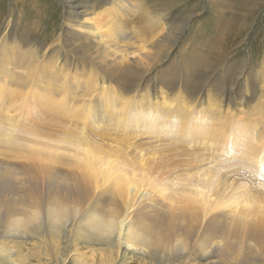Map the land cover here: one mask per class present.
Listing matches in <instances>:
<instances>
[{"label": "rangeland", "instance_id": "1", "mask_svg": "<svg viewBox=\"0 0 264 264\" xmlns=\"http://www.w3.org/2000/svg\"><path fill=\"white\" fill-rule=\"evenodd\" d=\"M163 1L165 0H159V3ZM182 1L181 4L163 11V17L155 19L158 26L154 29L156 34L147 35L148 39H154L146 44L144 48L146 50L136 48L122 59L119 52L112 55L102 49L92 51L91 57L89 54L75 57L70 50L68 51L65 44L70 40L72 42L75 35L67 33L70 26L65 21L67 15L65 0L47 2L28 0L27 3L26 0H0V85H2L0 87V161L4 163L24 162L30 159L84 161L88 159L87 152L90 149L94 150L91 159L107 157L114 162L127 159L132 165L133 162L144 159L154 172L145 171L148 183L144 182L143 189H147L151 192V196L160 200L166 195L176 201L177 197L187 199L188 195H185L187 189L194 191V186L190 188L186 183V177L197 171L208 173L207 170L213 169V173H217V176L214 178L211 190H207V193H210L207 198L212 203L203 205L201 202L203 195L195 197L193 194L191 197L197 200L189 204L190 208H187L189 213L185 211L187 214L193 211L199 214L202 225L209 218L210 214L206 215V212L211 206V210L215 211L211 212L213 214L241 215L251 212L255 215L257 211V216L264 217V121H262L264 120V0H249L248 5L243 8L238 4L240 0H224L223 5L226 6H222L221 12L217 10L219 8L216 4L217 0ZM43 2L51 3V8L49 9ZM144 5L148 6L147 9L150 8L148 3ZM220 19L227 20L225 23L231 26L226 38L225 35L219 36L224 29L222 24H220L222 26L218 24ZM148 22L152 21L148 20ZM166 22L174 25L179 31L178 39L170 51L166 46L161 49L153 46L156 37L163 34L162 27ZM222 39H225V45H228L229 41L230 46L222 53L223 63H219L216 61L219 56L216 59L213 56L222 49ZM163 48L165 50H162ZM199 53L207 62L210 61L209 65L214 67L210 71V84L207 85V89L199 93L200 96L198 95L201 97L199 100L202 99L201 105H207L209 97L219 101L221 92L213 90L214 84H211L218 82V77H221L229 87L231 83L236 86L235 81L239 82V94L242 93L250 100L247 104L239 105L237 115L233 116L244 120L245 125L246 122L249 123L247 119L256 120L253 125L252 122L248 124L250 130L241 129L242 133L246 130L244 135L249 133L251 136L256 135V141L254 140L252 145L246 144L245 141L239 143L240 146L232 143V148H229L231 152L228 153L221 148V144H218H223V141L217 136L215 138L217 137L218 142L214 140L215 138L207 141L202 137L204 134L199 135V138L196 134H191V139H186L184 135L187 133L182 127H173L169 122H165L162 126L149 125L144 121L142 105H145L146 92L153 97L152 102L148 99L152 103L150 105L160 108H165V105L174 107L178 103V96L185 91L181 84L173 88L165 83L170 78L175 79L172 77V72H177L178 69L181 73L185 70V62H183L186 58L185 54L199 55ZM160 54L165 56L160 58ZM125 70H133L135 74H119ZM146 72L149 76L140 82L141 76L144 77ZM134 75L135 82L132 81ZM49 86L56 91H48L46 87ZM130 87L135 90H125ZM153 87L156 88L155 93ZM118 90L124 92L123 96L109 100L108 96L111 94L113 96ZM188 101L192 100L188 98ZM228 101L224 100L222 104L231 110L233 107ZM194 102L192 101L193 104ZM129 107L133 108L132 111ZM248 108L249 110L252 108V111H249L251 114L246 113ZM152 120L158 121L153 116L150 121ZM259 121L262 122L258 124ZM1 126L14 127V130L2 129ZM78 134H84L88 140L85 139L80 144ZM66 140L76 141L81 147L68 144ZM252 148L254 151L251 150ZM170 169L171 171H168ZM161 172L166 173L161 175ZM137 173L139 174L138 171ZM156 182L158 188L153 187ZM249 196L255 201L248 203ZM236 197H240L239 200ZM199 204L203 205L202 208ZM254 207L256 209L253 212ZM252 217L248 216L250 219L255 216ZM70 229H72L71 223L67 228H62L60 233L49 231L54 235L46 239L50 243L49 251L54 255L59 251L62 258H58L57 261H43L41 264H75L73 258L78 255L81 261H88L90 264H98L101 258L105 262L109 259V264H122L125 258L123 264H129L128 262L130 264L226 263L220 256L206 257L197 250L191 255L177 248H173L170 252L159 253L157 258L155 256L152 259L145 255L141 256L142 259H139L140 257L136 259L132 251H126L125 248L116 245L108 246L101 242L73 243L74 237H70L67 233ZM43 232L49 233L45 229ZM1 235L6 237L0 232L2 238ZM3 239L4 237L1 242L7 244H14V240L24 253L44 249L43 244L39 246V242L44 239H35L31 233L26 237ZM53 239L56 241L53 242ZM242 248L241 254L245 251L244 247ZM2 256L5 254L0 252V264H6L2 262ZM258 258L262 259V257ZM30 262L36 263V257H31ZM253 263L263 264L264 261L256 260ZM229 264L234 263L231 261Z\"/></svg>", "mask_w": 264, "mask_h": 264}, {"label": "bare ground", "instance_id": "2", "mask_svg": "<svg viewBox=\"0 0 264 264\" xmlns=\"http://www.w3.org/2000/svg\"><path fill=\"white\" fill-rule=\"evenodd\" d=\"M181 1L165 0L160 4L159 0H65L67 11L65 21L70 26L67 33L75 35L73 36L72 42L70 40L69 43H66V38L65 46L75 57L85 54H89L91 57L92 51L102 49L105 52L112 53V55L119 52L120 57L123 59L128 52L132 53L136 48L146 50L144 49L146 44H149V40L154 39H148L147 35L153 36L156 34L154 33V29L158 26L155 23V19L157 17L158 19L163 17V11L177 4H181ZM27 2L28 0H26ZM46 2L43 3L50 9L51 3L47 4ZM216 2L219 7L217 10L221 12L222 6H226L223 5L224 0L223 3L222 0H217ZM146 3L149 4L151 9H147L148 6L144 5ZM248 3L249 0H240L238 4L242 5L241 8H243ZM148 20L152 22L149 23ZM225 22L227 20L220 19L218 24L224 26L221 32L222 34L219 36L225 35L226 38L229 34L227 31L231 26H227ZM229 22L228 24H230ZM162 30H164V32L162 31L163 34L160 37H156L153 46L158 49L166 46L167 50L170 51L178 39L179 31L175 29L174 25L168 22L165 23ZM222 40V49L219 50L216 56H213L215 59L219 56L216 60L219 63H223L222 53L230 46L229 41L228 45H225V39ZM130 49L131 51H128ZM162 50L165 49L163 48ZM200 53L199 55L185 54L186 58L183 60L185 62V64L183 63L185 70L181 73L178 69L177 72H172V77L175 79L170 78L165 83L173 88L181 84L183 91H185L184 94L178 96V103L174 107L165 105V108H160L159 106L150 105L152 104L153 97L150 93L146 92L144 96L146 98L145 105H142L143 107L141 106L144 111V121L149 125L158 124V126H162L165 122H169L173 127H182L187 135L181 134V136L184 135L186 139H189L191 134H196L198 138L200 137L199 135L204 134L202 137L206 140L213 139L217 136L223 141V144H218H221V148L228 153L231 152L229 148H232V143L239 145V143L245 141L246 144L252 145L256 139V135L251 136L249 135L250 133L248 134L249 136L244 135L243 133L246 130L242 133L241 129H247L248 124L252 122L251 125H253L256 123V120L247 119L246 121L249 120V123L246 122L245 125L243 123L244 120L237 119L233 116L237 115L239 105L241 106L243 103L247 104L250 100L242 93L239 94V82L235 81L236 86H233L231 83L229 87L225 84L224 80H221V77H218V82H212L211 84H214L213 90L221 92V99L220 96H217L219 101L209 97L207 98V105H201L202 99L199 100L201 97H198V95L204 89H207V85L210 84V71L214 67L211 64L209 65L210 61L208 60L207 62L200 56ZM165 55L167 56L168 54L165 52ZM163 56L160 54V58ZM124 73L135 74L133 70L119 72L120 75ZM147 76H149L148 72L144 74V77L143 75L141 76L140 82ZM52 78L54 79V77ZM132 78V81L135 82V75ZM94 87L92 86V88ZM60 88L62 89V87ZM46 89L48 91H56V89L50 86L49 88L46 87ZM125 90L133 91L135 88L130 87L125 88ZM152 90L155 93L156 88L153 87ZM123 94V91L118 90L113 96L112 94L109 95L108 99L110 100L114 97L119 98ZM188 98L196 103L194 102L193 104L192 101H188ZM224 100H229L228 102L236 110L231 109V111L229 108L227 109V106L222 104ZM249 106L253 107L252 105ZM132 107H129L131 111L133 109ZM129 108L126 109L128 110ZM130 110L129 112H131ZM249 111H252V108L250 110L248 108L246 113ZM231 112L235 113L232 114ZM152 116L158 121H150ZM262 121H259L258 124ZM1 128L14 130V127L10 126H1ZM248 129L250 130V128ZM34 135L39 136L38 134ZM77 137L79 138L80 144L87 138L84 134H78ZM216 141L218 142V140ZM66 143L75 147H81L76 141L66 140ZM198 147H200L199 144ZM245 148L247 147L245 146ZM253 149L251 150L254 151ZM93 151L92 149L88 150V159L84 161L67 159H30L24 162L19 161L14 163L0 161V232L4 233L7 238L26 237L27 234L31 233V236L35 239H44L39 240V246L43 244V250L24 253L20 249V246L15 244L14 240V244L1 242L3 237L4 239L6 238L1 235L0 252L5 254V256L1 257L3 263L41 264L43 261H57L58 258H62L59 251H56L57 253L55 255L49 251L50 243L46 239L48 236H54L51 233H60V230L67 228L69 223H71L72 229L67 231V233L70 237H74L72 240L73 243L75 241L77 243L83 242L87 244L101 242L108 246L116 245L125 248L126 251H132L135 254L134 257H137L136 259L139 257V259H142L141 256L145 255H148L150 258H155V256L157 258V254L170 252L173 248H177L191 255L197 250L198 253L206 257L220 256L225 259V264H229L231 261L234 264H257L253 262L262 259L264 261V217L257 216V211L255 215L251 212L243 214L239 210L242 213L241 215H235L233 213H221L220 215L211 213L215 212L211 210L212 206L209 209L206 206V215H210L204 225L201 224L199 214L194 211V213L190 211L191 213L187 214L189 213L187 212L190 208L189 204L196 201L197 199L195 197L198 195H203L201 201L203 205L212 203L207 198L210 194L207 193V190H211L210 188L214 184V178L217 176V173H213V169L207 170L209 171L208 173L197 171L188 177L185 176L186 178L184 177L186 183L190 185V188L194 186V191L192 189L185 191V195H188L187 199L183 200V198L177 197L176 201L162 194L165 197H161L162 199L160 200L155 196H151V192L147 189H143L144 182L148 183L145 171L149 173L154 172L150 166L148 167V162H144V159L133 162V165L127 159L116 162L108 160L107 157L105 159L101 157L99 159H91L92 155H94ZM249 152H251L250 149ZM212 158L214 159V157ZM252 158L254 157L252 156ZM137 168L140 170H137ZM168 171H171V169ZM165 173L161 172V175ZM157 185L158 182L154 183L153 187H157ZM193 194L195 197H191ZM240 197H236V199L238 198L239 200ZM247 200L248 203L255 201L250 196ZM203 205H200V207ZM255 209L256 207H254L253 212ZM250 215L251 217L255 216L257 218L254 217V219L252 217L253 219H250L248 218ZM44 229L51 233H44ZM41 232L42 235H40ZM10 241L12 243V239ZM52 241L54 242L56 240L53 239ZM242 247L245 249L242 252L243 254L240 251ZM239 251L240 253H237ZM136 253L138 254L137 256ZM33 256L36 257V263L30 262ZM258 257H262V259ZM102 259L98 264H109V259L106 258L108 260L106 262ZM93 260L95 261V259ZM125 260L126 258L123 259L122 264ZM73 262L75 264H90L88 261H81L79 255L73 258ZM128 263L130 264V262Z\"/></svg>", "mask_w": 264, "mask_h": 264}]
</instances>
